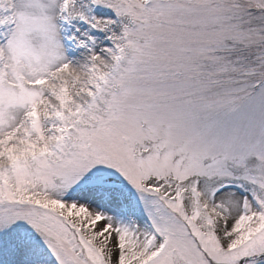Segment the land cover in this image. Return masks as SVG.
Wrapping results in <instances>:
<instances>
[{"label":"snow or ice","instance_id":"snow-or-ice-1","mask_svg":"<svg viewBox=\"0 0 264 264\" xmlns=\"http://www.w3.org/2000/svg\"><path fill=\"white\" fill-rule=\"evenodd\" d=\"M0 264H264V0H0Z\"/></svg>","mask_w":264,"mask_h":264}]
</instances>
